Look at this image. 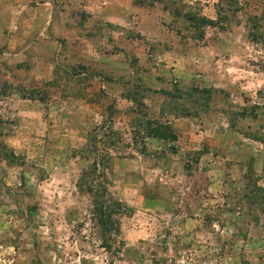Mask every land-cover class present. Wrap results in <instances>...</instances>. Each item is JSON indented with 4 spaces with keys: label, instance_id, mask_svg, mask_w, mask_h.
Masks as SVG:
<instances>
[{
    "label": "rangeland",
    "instance_id": "rangeland-1",
    "mask_svg": "<svg viewBox=\"0 0 264 264\" xmlns=\"http://www.w3.org/2000/svg\"><path fill=\"white\" fill-rule=\"evenodd\" d=\"M211 1L0 0V264H264V3Z\"/></svg>",
    "mask_w": 264,
    "mask_h": 264
},
{
    "label": "crops",
    "instance_id": "crops-1",
    "mask_svg": "<svg viewBox=\"0 0 264 264\" xmlns=\"http://www.w3.org/2000/svg\"><path fill=\"white\" fill-rule=\"evenodd\" d=\"M195 1H200V0H195ZM240 1V4H242V1L243 0H239ZM259 1H261V2H263L264 3V0H259ZM206 2L210 5V6H208V7H210V9H213V7H214V9L216 8V4H218V1H214L213 3H212V1L211 0H206ZM241 13V12H240ZM262 12H258L257 14H256V16H260V14H261ZM208 18H210L211 20H214L215 18L214 17H208Z\"/></svg>",
    "mask_w": 264,
    "mask_h": 264
},
{
    "label": "trees",
    "instance_id": "trees-1",
    "mask_svg": "<svg viewBox=\"0 0 264 264\" xmlns=\"http://www.w3.org/2000/svg\"><path fill=\"white\" fill-rule=\"evenodd\" d=\"M156 134H154V135H152V136H154V137H156V138H158V139H162L163 138V136H161V135H156Z\"/></svg>",
    "mask_w": 264,
    "mask_h": 264
}]
</instances>
